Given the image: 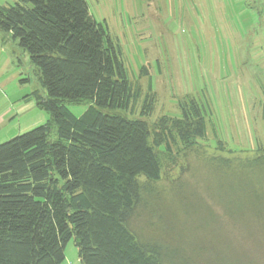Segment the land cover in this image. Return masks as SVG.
<instances>
[{
	"label": "trees",
	"instance_id": "16d2710c",
	"mask_svg": "<svg viewBox=\"0 0 264 264\" xmlns=\"http://www.w3.org/2000/svg\"><path fill=\"white\" fill-rule=\"evenodd\" d=\"M0 33L34 69L40 90L24 100L49 117L0 144V264H61L71 238L81 264H258L233 242L264 238L263 147H210L192 98L177 117L144 120L155 95L140 103L85 0H15L0 6ZM78 103L88 106L75 116L67 105ZM137 105L143 116L131 117ZM180 159V172L192 159L208 181L160 188Z\"/></svg>",
	"mask_w": 264,
	"mask_h": 264
},
{
	"label": "rangeland",
	"instance_id": "374dc122",
	"mask_svg": "<svg viewBox=\"0 0 264 264\" xmlns=\"http://www.w3.org/2000/svg\"><path fill=\"white\" fill-rule=\"evenodd\" d=\"M85 1L89 14L120 48L128 78L140 86V100L148 90L155 95L150 117H142L139 105L131 117L149 124L162 115L177 117L178 102L192 98L204 110L210 147L220 141L234 153L264 148V0ZM14 3L0 0V6ZM35 89L40 87L27 55L0 33V108L17 111L18 103ZM87 106L67 105L75 116ZM28 109L0 127V144L49 118L35 104ZM181 163L166 167L160 188L167 189L179 176L189 189L200 188L204 178L208 181L195 161L190 159L182 172ZM146 221L140 220L143 225ZM196 223H190L192 230ZM234 240L235 248L258 254L257 263L264 264V238ZM61 264H81L73 238L65 245Z\"/></svg>",
	"mask_w": 264,
	"mask_h": 264
},
{
	"label": "crops",
	"instance_id": "0c3cea01",
	"mask_svg": "<svg viewBox=\"0 0 264 264\" xmlns=\"http://www.w3.org/2000/svg\"><path fill=\"white\" fill-rule=\"evenodd\" d=\"M33 103L34 102L31 101V100L30 101L24 100L23 103L19 102L18 103L19 108L15 112H13L11 109H8V108H2V109L0 108V127H2L3 125L8 124L9 121L11 122V120H13V118L17 114H19L20 112H22V111H24V110H26L28 108L31 109L32 105H34ZM20 104L22 106H20ZM30 109H28V110H30ZM12 114H14V115H12Z\"/></svg>",
	"mask_w": 264,
	"mask_h": 264
}]
</instances>
